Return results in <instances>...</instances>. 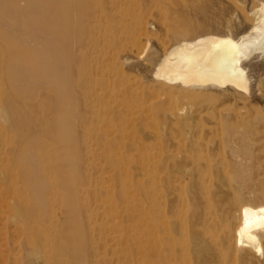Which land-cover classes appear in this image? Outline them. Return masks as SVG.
Instances as JSON below:
<instances>
[{
  "label": "bare ground",
  "instance_id": "6f19581e",
  "mask_svg": "<svg viewBox=\"0 0 264 264\" xmlns=\"http://www.w3.org/2000/svg\"><path fill=\"white\" fill-rule=\"evenodd\" d=\"M100 2L0 0V137L18 155L4 159L6 170L15 171L11 183L16 182L14 176H20V182L26 186L27 210H49L60 201L68 217L61 235L69 240L68 251L76 255L79 264H108L112 259L101 256L100 237L96 241L92 233L86 240L85 236L95 229L85 227L79 208L81 199L90 194L84 186L92 184L87 173L95 166V157L113 165L109 151L114 144L106 140L98 146L103 151L98 155L93 139L104 138L106 133L93 130L91 125L104 119L101 109L106 106L114 109L113 105L118 107L120 102L135 106L125 95L105 92L107 78L112 75L108 62L118 51L119 42L117 36L109 34V22L115 21L116 14L98 13ZM127 17L124 15L117 22L122 24ZM24 24L32 28L33 40L49 36L43 52L23 43L19 31ZM250 29L242 31L240 37L204 34L164 44L152 72L155 98L208 95L220 99L226 95L220 91L225 88L235 94L246 93L250 78L245 61L254 49L264 52V16ZM253 30L258 33L250 35ZM75 48L79 54L72 59L71 51ZM46 83L52 87L48 92L42 91ZM258 86L262 101L264 86L260 81ZM149 110L164 113L165 108L158 101ZM218 114L219 122L226 126V136L232 140L237 137L242 143L241 150L232 149L230 157L221 162L209 154L203 156L204 146L198 140L181 143L170 131L164 136L155 133L157 136L145 155V179L136 182L131 196L123 193L127 201H132L127 211L134 232L125 240L131 241V248L117 257L118 264L256 261V253L262 251L259 237L264 238V108L257 115L238 112L233 118H223L222 113ZM23 145L35 153L29 155V151L19 149ZM212 168H230L235 172V178L229 179L230 193L216 189L209 171ZM244 185L259 187L261 193L256 198L244 199ZM236 209L241 222L232 227ZM118 225L115 222L113 227ZM33 227L37 229L36 239L44 234L49 236L46 227ZM196 228L204 234L219 231L208 242L199 239L206 254L198 261L196 245L186 243ZM230 237L234 239L233 245L228 244ZM89 247L97 251L91 259L87 256ZM47 264L52 262L48 260Z\"/></svg>",
  "mask_w": 264,
  "mask_h": 264
},
{
  "label": "rangeland",
  "instance_id": "374dc122",
  "mask_svg": "<svg viewBox=\"0 0 264 264\" xmlns=\"http://www.w3.org/2000/svg\"><path fill=\"white\" fill-rule=\"evenodd\" d=\"M100 1L101 8L98 13L105 16L116 14L115 21L109 22L112 30L109 34L117 36L116 40L119 42L118 51L108 62L112 75L107 78L105 92L125 95L135 102V106H126L123 102L118 107L113 105L114 109L106 106L101 109L104 119L91 125L93 130L106 133L104 138L101 136L93 139L97 144L93 149L98 155L102 154L99 147L106 140H111L114 144L115 147L112 146L109 151L113 157V165L104 158L95 157V166L87 173L92 184L84 186L90 194L87 199H81L79 208L83 211L85 227L95 229L85 236L86 240L91 238L92 233L96 241L100 237L101 256L112 258L108 264H118L117 257L131 248V241L125 240L134 232L133 221L127 211L132 206V201H127L123 193L131 196L136 182L145 179V155L149 144L157 136L155 133L164 136L170 131L176 135V141H182L181 143L198 140L204 146L201 151L203 156L209 154L217 162H221L230 157L232 152H229L232 149L241 150L242 143L237 137L232 140L226 136V126L219 122L218 113H222L223 118H233L238 112L257 115L259 109L264 108V99L261 101L260 94H257L261 87H257L259 81L264 86L263 49H254L245 61L250 78L246 93L235 94L225 88L220 91L226 95L220 99L208 95L172 99L162 96L157 99L153 92L155 81L152 72L155 71L156 62L162 54L163 45L204 34H231L240 37L242 31L247 28L251 30V25L263 18L264 0ZM21 2L23 7L26 6L25 1ZM124 15L128 16L126 21L118 23L117 20ZM31 30L27 24L20 28L22 41L26 47L41 53L48 46L46 43L49 36H38L33 40ZM256 32L258 33L253 30L250 35H256ZM78 54L76 48L72 49L71 58L74 59ZM54 59L58 63V59ZM45 88L42 91L48 92L52 89L49 83H46ZM158 101L165 108L164 113L149 110ZM232 141H236V145ZM19 149L29 151V155L35 153L27 145ZM61 152L56 155L60 157ZM17 157L12 147L5 142V138L0 137V264H47L48 260L52 264H79L76 255L68 251L69 240L61 235L62 230L66 229L68 217L60 201L53 203L49 210L36 207L29 211V200H25L29 192L20 182V176H14L12 179L16 182L11 183V176L15 171L6 170L4 159ZM17 161L20 162L21 159L18 158ZM209 171L216 189L230 193L229 179L235 178V172L230 168H212ZM65 175L68 176L69 173L65 172ZM260 193L259 187L244 185L242 189L244 199L256 198L254 196ZM17 194L23 197L20 198ZM31 195L34 193L31 192ZM115 222L119 225L113 227ZM240 222V213L236 209L231 226H238ZM38 225L46 227L49 236L44 234L36 239L37 229L33 226ZM196 229L197 231H191L186 243L196 245L194 253L195 260L198 261L200 256L206 254L200 247L199 239L208 242L212 235L217 237L219 231L213 230L204 234L199 228ZM259 242L262 251L256 253L257 259L251 264H264V238L259 237ZM233 243L234 239L230 237L228 244ZM96 254L95 247H89L88 258L91 259Z\"/></svg>",
  "mask_w": 264,
  "mask_h": 264
}]
</instances>
